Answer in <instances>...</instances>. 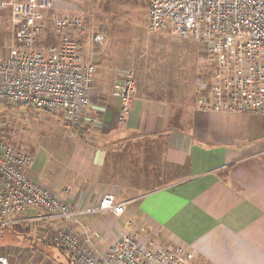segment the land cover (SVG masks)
<instances>
[{
  "label": "crops",
  "instance_id": "crops-1",
  "mask_svg": "<svg viewBox=\"0 0 264 264\" xmlns=\"http://www.w3.org/2000/svg\"><path fill=\"white\" fill-rule=\"evenodd\" d=\"M69 2L64 12L72 11ZM84 4L88 9H77L84 19L97 13L98 5ZM113 21L93 22L95 29L77 37L83 60L95 64L96 75L90 105L76 120L87 135L77 139L66 161L68 181L58 195L79 209L108 195L129 203L121 219L91 220L102 232L98 251L126 233L129 219L147 221L159 240L164 236L186 246L194 264H264V116L200 110L198 94L196 99L182 86L173 98L171 89L160 92L170 98L136 89L122 124V103L112 95L120 79L115 56L121 52L110 39ZM98 34L104 36L101 46L93 44ZM116 39L121 47L124 39ZM47 167L32 160L27 173L42 184ZM169 167L176 181L154 185L167 180ZM31 222L43 225V243L56 231Z\"/></svg>",
  "mask_w": 264,
  "mask_h": 264
},
{
  "label": "built area",
  "instance_id": "built-area-1",
  "mask_svg": "<svg viewBox=\"0 0 264 264\" xmlns=\"http://www.w3.org/2000/svg\"><path fill=\"white\" fill-rule=\"evenodd\" d=\"M56 1L0 0V10H12L14 30L12 46L0 56V104L60 112L73 123L90 105L96 67L84 62L77 41L86 34L85 20L56 10ZM148 21L152 33L208 50L211 79L199 90L198 109L264 116V0H151ZM103 40L98 34L93 44ZM136 89L134 71H121L112 95L122 103V124ZM31 165L30 155L0 141L1 227L18 230L27 221L55 226L51 241L71 253V264H194L186 246L159 240L141 220L124 221L126 233L98 251L102 232L91 220L121 219L129 203L108 195L92 206L72 207L29 177ZM0 264L9 262L0 256Z\"/></svg>",
  "mask_w": 264,
  "mask_h": 264
},
{
  "label": "rangeland",
  "instance_id": "rangeland-1",
  "mask_svg": "<svg viewBox=\"0 0 264 264\" xmlns=\"http://www.w3.org/2000/svg\"><path fill=\"white\" fill-rule=\"evenodd\" d=\"M68 1L73 4L72 11L65 13L83 19L85 14L77 11L79 6L87 8L84 2L91 8L94 4L98 5L97 13L85 18L88 21L86 29H95L96 22L109 26L114 19L115 26L112 22L113 29L109 30L112 32L110 39L114 48L119 47L121 51L115 56L118 59L114 63L120 67V72L126 69L134 71L137 90L142 93L150 88V93L154 89L157 90L154 93H159L155 95L170 98L166 92H160L171 89L173 98L177 88L183 86L190 89L191 96L197 99L196 94L202 86L209 85L211 67L208 50L192 41H177L164 33L150 32L148 12L151 0H57L55 9L64 12ZM113 35L124 39L121 47ZM13 39L12 10L6 8L0 10V56L12 46ZM46 39L47 44L54 43L51 34L48 33ZM106 46L111 53L112 48ZM84 128L79 121L67 122L60 112H46L25 105L5 109L0 104V141L19 153L30 155L33 163L38 162L40 166L48 163L46 171L42 172V184L49 189L51 186V190L59 195V188L63 189L68 181L65 171L69 164L67 160L73 154L77 139L87 135ZM170 168L167 180L154 185L160 187L176 181ZM20 228L27 232L23 234L19 230L0 226V256L6 257L9 264H71V253L53 244V235L44 243L41 241L39 233L44 229L42 224L27 221ZM159 236L162 238L161 234Z\"/></svg>",
  "mask_w": 264,
  "mask_h": 264
},
{
  "label": "trees",
  "instance_id": "trees-1",
  "mask_svg": "<svg viewBox=\"0 0 264 264\" xmlns=\"http://www.w3.org/2000/svg\"><path fill=\"white\" fill-rule=\"evenodd\" d=\"M3 106L5 107V109H9V108H14L15 106L14 105H11V104H3ZM14 106V107H13ZM55 113V112H54ZM62 249V248H61ZM63 250V249H62Z\"/></svg>",
  "mask_w": 264,
  "mask_h": 264
}]
</instances>
